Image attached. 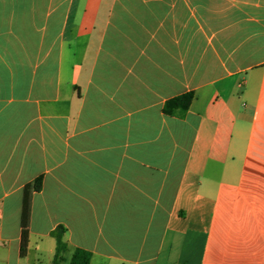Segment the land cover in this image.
<instances>
[{
	"label": "crops",
	"instance_id": "1",
	"mask_svg": "<svg viewBox=\"0 0 264 264\" xmlns=\"http://www.w3.org/2000/svg\"><path fill=\"white\" fill-rule=\"evenodd\" d=\"M59 225V264H264V0H0V264Z\"/></svg>",
	"mask_w": 264,
	"mask_h": 264
},
{
	"label": "trees",
	"instance_id": "2",
	"mask_svg": "<svg viewBox=\"0 0 264 264\" xmlns=\"http://www.w3.org/2000/svg\"><path fill=\"white\" fill-rule=\"evenodd\" d=\"M193 92H186L166 100L162 105V113L169 116L182 117L187 111L193 99ZM42 186V177L38 176L22 189V206L20 214V239L25 243L28 238V226L30 217V202L32 194L39 192ZM65 229L59 225L50 232L54 240V253L51 264H59L63 261V254L66 250V243L63 240ZM91 253L81 248H75L68 264H89Z\"/></svg>",
	"mask_w": 264,
	"mask_h": 264
}]
</instances>
